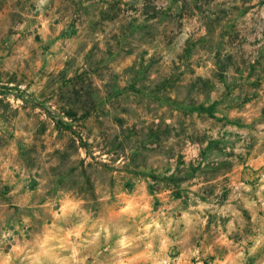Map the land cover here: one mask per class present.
<instances>
[{
  "label": "rangeland",
  "instance_id": "obj_1",
  "mask_svg": "<svg viewBox=\"0 0 264 264\" xmlns=\"http://www.w3.org/2000/svg\"><path fill=\"white\" fill-rule=\"evenodd\" d=\"M0 264H264V0H0Z\"/></svg>",
  "mask_w": 264,
  "mask_h": 264
}]
</instances>
